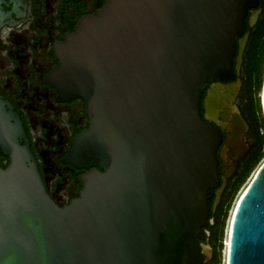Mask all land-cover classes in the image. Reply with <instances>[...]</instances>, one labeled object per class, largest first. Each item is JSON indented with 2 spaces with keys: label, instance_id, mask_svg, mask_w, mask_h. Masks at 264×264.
Returning <instances> with one entry per match:
<instances>
[{
  "label": "water",
  "instance_id": "water-1",
  "mask_svg": "<svg viewBox=\"0 0 264 264\" xmlns=\"http://www.w3.org/2000/svg\"><path fill=\"white\" fill-rule=\"evenodd\" d=\"M259 5L107 0L80 21L58 47L54 76L89 117L68 161L93 169L65 206L0 96V156L10 161L0 168V264H203L221 128L247 130L233 105L241 81L226 83L240 74L246 18ZM226 264H264V162L235 208Z\"/></svg>",
  "mask_w": 264,
  "mask_h": 264
},
{
  "label": "flooded vegetation",
  "instance_id": "flooded-vegetation-1",
  "mask_svg": "<svg viewBox=\"0 0 264 264\" xmlns=\"http://www.w3.org/2000/svg\"><path fill=\"white\" fill-rule=\"evenodd\" d=\"M106 1L0 0V96L8 110L18 115L25 131L20 142L27 143L32 150L47 192L60 206L79 197L83 189L82 177L93 168L77 167L68 161L75 138L89 127V117L83 99L67 97L56 85L54 74L60 66L57 51L75 32L80 21L98 15ZM258 9L263 13L264 0H260L259 7L251 9L246 18L249 38L243 56L244 67L252 28L260 21L261 13L253 27L250 20ZM238 80L241 86L237 99L242 97L244 89L241 71L235 81L226 83L236 84ZM242 102L235 106L247 130L239 127L232 133L221 128V147L226 146V154L223 157L219 153L221 184L209 192L210 216L201 243L210 248L211 253L205 255L203 264H216L217 248L212 240L217 215L221 207L227 205L229 190L253 146L248 141L253 135L242 111L246 105L243 97ZM218 119L223 123L220 114ZM228 136H231L230 142ZM9 162L8 157L0 156V168L5 169ZM220 228L219 235L223 234L224 225Z\"/></svg>",
  "mask_w": 264,
  "mask_h": 264
},
{
  "label": "trees",
  "instance_id": "trees-1",
  "mask_svg": "<svg viewBox=\"0 0 264 264\" xmlns=\"http://www.w3.org/2000/svg\"><path fill=\"white\" fill-rule=\"evenodd\" d=\"M264 64V11L259 23L252 28L250 35L247 52L245 56V77H244V89L248 96V101L244 107V112L247 113V119L251 126V132L255 141L252 149L247 155V158L243 161L239 172L233 185L229 190L228 198L225 200V207H221L217 215V223L213 231V245L217 248L216 264L220 263V250L222 248V233L219 235L220 226L224 225V220L227 215V209L229 206L230 199L236 192L238 186L246 177L247 173L253 167L254 163L262 156L264 147V133H261L264 128V121L261 117L258 106L254 100V91L258 89L262 79V69Z\"/></svg>",
  "mask_w": 264,
  "mask_h": 264
},
{
  "label": "rangeland",
  "instance_id": "rangeland-1",
  "mask_svg": "<svg viewBox=\"0 0 264 264\" xmlns=\"http://www.w3.org/2000/svg\"><path fill=\"white\" fill-rule=\"evenodd\" d=\"M262 14L260 15V19L262 17ZM259 23V20H258ZM257 23V24H258ZM256 24V25H257ZM255 25V26H256ZM245 77V72H244V66H242L241 68V78L244 79ZM263 84H264V64H263V69H262V79H261V83L258 89H255V93H254V100L255 103L258 106V111L261 115V117L263 118L264 121V113H263V107H262V90H263ZM243 97L244 100H246V102L248 101V96L245 92L242 93L241 95ZM242 97H239L238 99L235 98L233 101V105H240L242 102ZM243 108V107H242ZM242 111L244 112V110L242 109ZM244 115H246L247 117V113L244 112ZM261 133H264V128L262 129ZM248 141L253 144L254 143V137L253 138H248ZM264 162V147H263V153L262 156L254 163L253 167L250 169V171L247 173L246 177L243 179V181L240 183V185L238 186L236 192L234 193V195L232 196V198L230 199L229 202V206L227 209V215L225 218V222H224V229H223V234H222V248L220 250V263L219 264H225V240L227 237V230L228 227L230 225V220L231 217L233 215V211L236 208V205L239 201V198L241 196V193L244 191V189L248 186V184L252 181L253 176L255 175L256 171L258 170V168L260 167V165Z\"/></svg>",
  "mask_w": 264,
  "mask_h": 264
},
{
  "label": "bare ground",
  "instance_id": "bare-ground-1",
  "mask_svg": "<svg viewBox=\"0 0 264 264\" xmlns=\"http://www.w3.org/2000/svg\"><path fill=\"white\" fill-rule=\"evenodd\" d=\"M227 126L229 129H232L234 131V129L231 127V125L229 123H227ZM237 206V205H236ZM235 211V209H234ZM234 211H233V215H234ZM233 215L231 217V220H230V225L228 227V230H227V237H226V240H225V264H226V254H227V243H228V236H229V231H230V227H231V222H232V218H233ZM207 253H209L208 249L206 248L205 250Z\"/></svg>",
  "mask_w": 264,
  "mask_h": 264
}]
</instances>
